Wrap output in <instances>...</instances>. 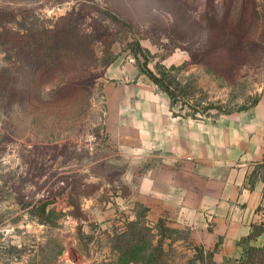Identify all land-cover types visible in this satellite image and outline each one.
<instances>
[{
    "label": "rangeland",
    "instance_id": "obj_1",
    "mask_svg": "<svg viewBox=\"0 0 264 264\" xmlns=\"http://www.w3.org/2000/svg\"><path fill=\"white\" fill-rule=\"evenodd\" d=\"M157 69L179 115L264 102V0H0V264H241L130 190L107 100Z\"/></svg>",
    "mask_w": 264,
    "mask_h": 264
},
{
    "label": "crops",
    "instance_id": "obj_2",
    "mask_svg": "<svg viewBox=\"0 0 264 264\" xmlns=\"http://www.w3.org/2000/svg\"><path fill=\"white\" fill-rule=\"evenodd\" d=\"M105 128L148 218L189 226L209 244L219 240V260L241 255L239 241L260 219L264 181L248 177L264 161V102L209 117L179 115L166 93L141 80L111 87ZM249 243H264V232Z\"/></svg>",
    "mask_w": 264,
    "mask_h": 264
},
{
    "label": "trees",
    "instance_id": "obj_3",
    "mask_svg": "<svg viewBox=\"0 0 264 264\" xmlns=\"http://www.w3.org/2000/svg\"><path fill=\"white\" fill-rule=\"evenodd\" d=\"M137 49L139 50L140 47H137ZM157 72L159 73V75H162V72L159 71L158 69H157ZM149 74H150L149 76L151 77V79L159 86V88L168 95L169 99H172L174 97L184 98L186 95H188V91L186 89H182L180 87L178 88L176 83L177 84L179 83L176 81L175 77H172V78L165 77L164 75H162V77H158L156 76V74L151 73V72H149ZM170 104L172 106V103ZM246 108H248V105L247 106L242 105L236 109L219 108L218 112L219 113H229L235 110H244ZM196 110L199 111L198 109ZM196 110L194 109L193 112L194 113L197 112ZM201 111L204 112L205 109L202 108ZM194 113H192L191 115L190 114H187V115L195 117L193 116ZM262 169H264V161L259 162L255 165V168L249 174V177H248L249 182L252 183L254 179L257 178V175H260L262 181H264V172H262L264 170ZM262 199H264V190H262L261 201ZM261 201L255 209V212L260 215V219L256 220L255 222L251 224V230L249 231V233L239 241V243L243 246V251L240 255V258L242 259L241 264H264V243H262L261 245H254V244L249 243L251 239L256 238L259 234L264 232V213L259 212ZM44 210H45V207H44ZM161 222H162V218L160 217L158 219L157 224H160ZM136 228L140 230L142 227H137V224L134 221H131V222H128L126 229H121L120 231H116L113 237V239L115 240V243H114L115 248L119 249V247L122 244H125L126 246H128L126 242L129 239H127L128 237L126 233H128L131 230H135ZM125 248H128V247H125ZM130 256H132V254Z\"/></svg>",
    "mask_w": 264,
    "mask_h": 264
}]
</instances>
